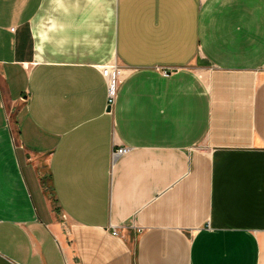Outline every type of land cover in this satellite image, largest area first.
<instances>
[{"label":"crops","instance_id":"crops-1","mask_svg":"<svg viewBox=\"0 0 264 264\" xmlns=\"http://www.w3.org/2000/svg\"><path fill=\"white\" fill-rule=\"evenodd\" d=\"M0 264H264V0H0Z\"/></svg>","mask_w":264,"mask_h":264},{"label":"built area","instance_id":"built-area-1","mask_svg":"<svg viewBox=\"0 0 264 264\" xmlns=\"http://www.w3.org/2000/svg\"><path fill=\"white\" fill-rule=\"evenodd\" d=\"M117 65L116 64H110V65H103L100 67L101 74L103 77L106 79L107 82V100H106V109L109 111L111 110L113 104H114V99H115V81H114V75L117 70ZM172 69H163L162 74L163 75H168L170 74V71ZM125 151L124 148H119L116 151H114V154H119L123 153ZM113 234H117V230L114 229Z\"/></svg>","mask_w":264,"mask_h":264}]
</instances>
